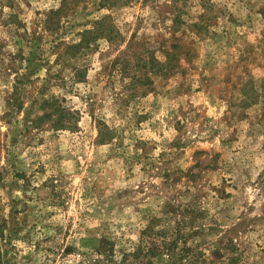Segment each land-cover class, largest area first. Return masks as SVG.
Segmentation results:
<instances>
[{
    "label": "rangeland",
    "instance_id": "obj_1",
    "mask_svg": "<svg viewBox=\"0 0 264 264\" xmlns=\"http://www.w3.org/2000/svg\"><path fill=\"white\" fill-rule=\"evenodd\" d=\"M150 234L264 264V0H0V264Z\"/></svg>",
    "mask_w": 264,
    "mask_h": 264
},
{
    "label": "trees",
    "instance_id": "obj_2",
    "mask_svg": "<svg viewBox=\"0 0 264 264\" xmlns=\"http://www.w3.org/2000/svg\"><path fill=\"white\" fill-rule=\"evenodd\" d=\"M151 238V240L149 239ZM156 238L150 234L148 235V240H143L144 244L140 247H138L135 251V253L133 254V256H135V258H143L146 259V262H144L145 264H154V262L151 260L152 258H155V255H157V253L160 250L165 249V252L167 253L166 255L168 256V264H179L180 262L178 261V257L180 256L179 253H182L181 251L178 253L175 249V241L174 239L172 240V242L168 243V240H161L163 243V246H157V240L154 241ZM178 256V257H176Z\"/></svg>",
    "mask_w": 264,
    "mask_h": 264
}]
</instances>
